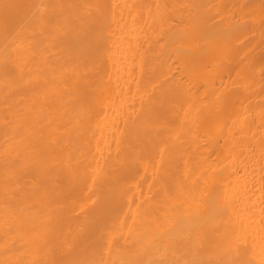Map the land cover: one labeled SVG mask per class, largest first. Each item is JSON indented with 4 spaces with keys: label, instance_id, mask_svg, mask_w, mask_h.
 <instances>
[{
    "label": "bare ground",
    "instance_id": "6f19581e",
    "mask_svg": "<svg viewBox=\"0 0 264 264\" xmlns=\"http://www.w3.org/2000/svg\"><path fill=\"white\" fill-rule=\"evenodd\" d=\"M0 264H264V0H0Z\"/></svg>",
    "mask_w": 264,
    "mask_h": 264
}]
</instances>
